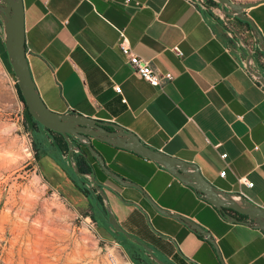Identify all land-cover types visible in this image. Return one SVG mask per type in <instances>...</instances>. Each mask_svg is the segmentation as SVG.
Here are the masks:
<instances>
[{
    "label": "crops",
    "instance_id": "crops-1",
    "mask_svg": "<svg viewBox=\"0 0 264 264\" xmlns=\"http://www.w3.org/2000/svg\"><path fill=\"white\" fill-rule=\"evenodd\" d=\"M23 2L27 57L49 107L121 124L145 143L198 164L219 189L264 208V82L253 72L264 75V50L245 20L229 16L250 42L249 53L212 0ZM245 11L264 39V0ZM120 29L133 51L174 78L157 85L139 75L121 48ZM0 54L13 71L1 15ZM37 127L45 136L38 165L47 181L94 217L102 237L121 246L124 264H223L194 225L209 231L224 264H264L263 228L225 216L159 161L92 136L121 182L75 138L93 165L78 173L79 151L73 156L59 146L57 133ZM132 182L157 206L185 219L159 210Z\"/></svg>",
    "mask_w": 264,
    "mask_h": 264
},
{
    "label": "rangeland",
    "instance_id": "rangeland-1",
    "mask_svg": "<svg viewBox=\"0 0 264 264\" xmlns=\"http://www.w3.org/2000/svg\"><path fill=\"white\" fill-rule=\"evenodd\" d=\"M16 83L13 71L0 65L1 259L12 264H124L121 246L102 237L93 216L67 202L42 173L36 151L41 158L45 136Z\"/></svg>",
    "mask_w": 264,
    "mask_h": 264
},
{
    "label": "water",
    "instance_id": "water-1",
    "mask_svg": "<svg viewBox=\"0 0 264 264\" xmlns=\"http://www.w3.org/2000/svg\"><path fill=\"white\" fill-rule=\"evenodd\" d=\"M213 1L215 5L224 10V21L230 30L235 32L238 38L243 41L248 53L250 42L243 36L242 31L237 29L236 25L233 24L229 18L230 15L243 19L249 24L257 42L262 45L264 50L263 36L254 20L245 11L247 7L262 0L250 2L239 0ZM207 6L211 7L213 5L208 4ZM0 15L4 20L5 46L7 53L29 112L34 119L45 128L62 133L68 142L73 156L75 149L88 156V152L82 149L80 145L75 146L74 140L78 139L81 143L87 144L91 154L98 159L107 173L123 182L124 179L106 165L103 155L95 149L92 144V136L121 147L132 149L146 157L159 161L172 173L176 174L183 182L197 188L199 192L216 205L225 216L235 221L251 223L264 229V208L262 206L253 203L241 193H231L219 189L202 174L198 164L181 159L175 155L167 154L145 143L136 132L121 124L88 116L77 111L59 112L49 107L39 92L27 57L25 9L23 0H0ZM247 66L251 69L249 63H247ZM253 72L260 81L264 82V75H258L261 73ZM76 171L82 173L78 165H76ZM94 181L96 182V187L101 185L96 178H94ZM131 185H135L143 191L138 183L132 182ZM145 195L162 212L185 219L183 215L174 214L167 209L157 206L149 195L146 193ZM239 215H244L245 217L241 218ZM194 228L207 235L208 239L215 245L219 257L224 264L221 253L214 238L208 233L209 231L199 225H194ZM148 250L151 252L149 247ZM155 258L161 261L157 256H155Z\"/></svg>",
    "mask_w": 264,
    "mask_h": 264
},
{
    "label": "built area",
    "instance_id": "built-area-1",
    "mask_svg": "<svg viewBox=\"0 0 264 264\" xmlns=\"http://www.w3.org/2000/svg\"><path fill=\"white\" fill-rule=\"evenodd\" d=\"M129 1L131 0H126V2H129ZM120 34L122 37L121 48L123 52L128 56V58L130 59L131 63L134 65L139 75L145 77L151 83L157 84V85H162L165 81L174 78V74L171 71L160 72L158 69L154 67V65L149 59L133 51L129 44V40H128V37L126 36L124 29H120ZM174 49L178 53L182 52L181 49H179L178 47H174ZM0 65H2L5 69H7L3 63L1 54H0ZM115 88L120 92L122 91V87L120 85H116ZM123 99L126 100L125 97ZM27 136H28V143L26 146H27V149H29V151H32V148H33L32 141H31L30 136L29 135ZM226 154L227 153H222V156L224 157L226 156ZM226 172H227V169H223L221 171V175H225ZM247 183L249 185H253V181H247ZM0 264H12V263L0 260Z\"/></svg>",
    "mask_w": 264,
    "mask_h": 264
},
{
    "label": "trees",
    "instance_id": "trees-1",
    "mask_svg": "<svg viewBox=\"0 0 264 264\" xmlns=\"http://www.w3.org/2000/svg\"><path fill=\"white\" fill-rule=\"evenodd\" d=\"M13 74L15 75L14 71H13ZM16 86H17V90H18V93H19L20 98H21L22 101L25 103V99H24V96H23V94H22V92H21V89H20V86H19L18 82L16 83ZM25 107H26V109H27V111H28V113H29L31 119H32L33 121H35V122H38L36 119H34V117H33V116L31 115V113L29 112L26 103H25ZM38 123H39V122H38ZM39 124H40V123H39ZM50 131H53V132L57 133V134L55 135V138H56V140H57L59 146H60L63 150H68V149H69L68 142H67V140L65 139L64 135H63L62 133L57 132V131H54V130H50ZM36 149H37V148H36ZM36 156L39 157V153H38V151H36ZM75 159H76L77 165H78V167H79V169H80L81 171H83V172H90V171H92V169H93V165H92V163H91V161H90V159H89V157H88L87 155H85V154H83L82 152L79 151V152L76 154ZM81 188H82L84 191H86V192L89 191L88 188H87L86 186H81ZM85 214H86V215H89V213H85ZM242 216L244 217V215H242ZM93 218H94V217H93Z\"/></svg>",
    "mask_w": 264,
    "mask_h": 264
},
{
    "label": "flooded vegetation",
    "instance_id": "flooded-vegetation-1",
    "mask_svg": "<svg viewBox=\"0 0 264 264\" xmlns=\"http://www.w3.org/2000/svg\"><path fill=\"white\" fill-rule=\"evenodd\" d=\"M213 1V0H212ZM214 2V1H213ZM215 3V2H214Z\"/></svg>",
    "mask_w": 264,
    "mask_h": 264
}]
</instances>
